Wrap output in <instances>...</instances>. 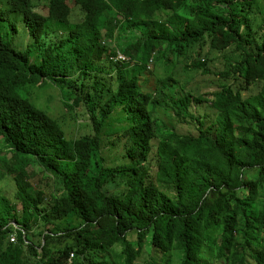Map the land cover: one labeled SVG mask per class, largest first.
<instances>
[{
    "label": "trees",
    "instance_id": "16d2710c",
    "mask_svg": "<svg viewBox=\"0 0 264 264\" xmlns=\"http://www.w3.org/2000/svg\"><path fill=\"white\" fill-rule=\"evenodd\" d=\"M69 1L81 12L74 25ZM6 7L0 22L17 33L9 16L21 14L40 57L7 42L0 25V161L19 203L0 195V264H135L146 245L181 264H205L210 251L208 264H264V0ZM181 59L184 71L213 75L214 90L175 77ZM152 64L175 71L154 81ZM47 84L75 122L76 109L85 117L73 138L22 95ZM31 163L46 188L29 182Z\"/></svg>",
    "mask_w": 264,
    "mask_h": 264
},
{
    "label": "rangeland",
    "instance_id": "374dc122",
    "mask_svg": "<svg viewBox=\"0 0 264 264\" xmlns=\"http://www.w3.org/2000/svg\"><path fill=\"white\" fill-rule=\"evenodd\" d=\"M7 4V0H0V7L5 8ZM69 6L73 10V17L71 19L72 25L76 24L79 19L81 18V12L79 8L75 5L74 2L69 1ZM8 7V5H7ZM6 7V8H7ZM44 14H46L44 12ZM9 20L12 21L16 27H17V33H14L10 28H8L9 23L8 22H0L1 28V34L3 38L9 42L11 41L12 44L17 47L19 50L22 51H29V55L31 56V59L33 62L39 63L38 57H40V53L38 52L37 46H31L33 42V38H31L30 33L28 32L24 22H23V16L21 14L13 13L9 16ZM4 25V26H3ZM49 26H52L55 30L57 28L56 23H50ZM59 31H67L66 28H60ZM55 37V36H54ZM222 43H227L228 38H226L223 34L220 36ZM211 54V53H210ZM181 63L177 64L176 68L177 74L175 73V77L180 79L181 81H185L188 79V87H196V84H199L202 91H212L214 90V83L215 78L213 75L207 74L203 75L202 71L200 72H186L182 69V66H187L189 64V61L180 60ZM216 63V64H215ZM218 62H211L210 67L211 69H215V65H217ZM187 68L192 69L187 66ZM149 69L153 71L151 73L152 80H157L158 78H163L167 75L169 69H173L175 71V67L171 65L169 69H166V67L162 64H158L154 66V64L150 65ZM193 76L192 79H189V77ZM206 79L205 81H203ZM27 91H29V94H27ZM22 95L29 98V101L33 103L36 107L39 109L45 111L46 113L50 114L55 119L59 120L62 128L65 132L66 139L73 138L76 136V132L79 129L81 131L83 122L85 121V117L82 115L83 113L76 109L74 112V117L77 119V122L74 121L72 118L70 111H66L65 107L62 103L63 95L62 92L57 89L56 87L52 86L51 84L43 85L42 87H28ZM83 121V122H82ZM79 123L80 126H79ZM173 125L181 131H195L197 128L192 123H184V122H178L173 121ZM117 136L114 137L116 139ZM6 148H4L0 142V154L3 152H6ZM6 158H8L10 155L8 152L6 153ZM104 157L108 159L110 162H114L116 164L122 163L123 160H120V153L117 149H110L107 148L104 150ZM0 173L2 174V178H0V195L5 196L6 198L10 199L12 202L17 204L19 208V203L15 198L16 193V185L13 177L11 175H8L3 170V164L0 161ZM27 173L29 175V182L36 187L42 186L46 188L47 181L44 179V176L40 172V168L34 164L31 163L29 167L27 168ZM124 189L123 185L111 187V185L107 186V190L109 192H121ZM115 253L119 254L121 252L120 247H115L114 249ZM211 251L208 255H205L204 258L207 259L205 261V264H208V260H211ZM181 255L179 253H173L171 255H162L156 252H153L151 247L149 245H146L145 247V255L141 260L136 262L135 264H145L147 262L151 264H181L180 261ZM73 259L72 255L70 256V260ZM213 264H219L213 262Z\"/></svg>",
    "mask_w": 264,
    "mask_h": 264
},
{
    "label": "built area",
    "instance_id": "2783aa9c",
    "mask_svg": "<svg viewBox=\"0 0 264 264\" xmlns=\"http://www.w3.org/2000/svg\"><path fill=\"white\" fill-rule=\"evenodd\" d=\"M117 60L120 62H123V61H129L130 58L128 56L123 55L122 53L117 52V57H116L115 61H117ZM10 241L15 242L16 237L14 235H10ZM72 257H73V254H72Z\"/></svg>",
    "mask_w": 264,
    "mask_h": 264
}]
</instances>
